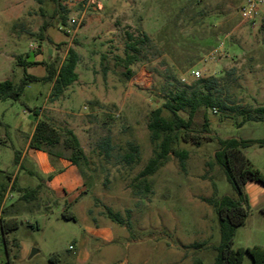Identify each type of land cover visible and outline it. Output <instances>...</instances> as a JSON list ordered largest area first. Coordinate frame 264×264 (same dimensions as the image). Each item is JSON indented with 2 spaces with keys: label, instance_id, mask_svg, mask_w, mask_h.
I'll return each instance as SVG.
<instances>
[{
  "label": "rangeland",
  "instance_id": "1",
  "mask_svg": "<svg viewBox=\"0 0 264 264\" xmlns=\"http://www.w3.org/2000/svg\"><path fill=\"white\" fill-rule=\"evenodd\" d=\"M59 1L67 8V19L83 11L82 0ZM243 2L99 0L96 9L85 12L76 35L69 36L62 29L64 14L55 15L59 9L56 0H0V83L11 80L17 84L25 75L46 74L43 65L25 68L18 64L17 59L25 60L27 54L60 64L68 48H74L82 57L76 88L88 90L94 103L76 98L71 108L76 114H84L76 122L87 157V164L80 170L93 179L100 176L102 183L93 190V197L88 186L80 194L85 203L91 201L93 216L100 222H114L108 217V207L121 214L124 223H131L130 228L120 224L128 228V233L118 235L114 243L119 252H93L90 264L96 260L119 264L125 258L130 264H215L221 232L214 207L203 199L235 196L214 158L218 141L264 139V121L239 125L241 117L231 111L202 109L196 117L201 146L181 139L174 144L176 149L189 152L186 172L172 154L154 175L143 179L136 180L137 172L149 161L141 164L139 160L128 168L129 176L120 171L126 167L122 156L129 142L139 141L143 156L154 157L156 147L147 139L150 133L146 121H150L152 110L162 107L170 92L192 84L193 70L200 71L204 78L222 79L230 73L221 85L222 99L229 106H264V29L242 22L239 12ZM13 7L22 8V17L8 24L4 15ZM45 23L50 27L42 39ZM128 35L133 40L149 38L130 66L124 62ZM216 48H222V55L207 60ZM128 68L134 72L131 79L127 77ZM49 89L50 83H31L20 100L0 101V196H4L0 218L19 221L18 228L8 233V239L18 245L10 255L0 224V264H54L51 259L55 255L57 264H66L78 252L80 237L89 225L88 213L85 217L75 200L67 204L68 211L76 216L73 220L64 218L66 202L54 199L45 188L35 199H24L19 192L36 189L47 180L30 154L22 166L16 156L25 151L24 134L31 133L35 111L46 104ZM163 116L170 119L172 115L164 110ZM205 116L208 130L202 128ZM107 137L113 147L109 159L100 149L101 140ZM116 173L119 180L114 178ZM255 214L258 218L237 229L234 250L257 241L264 215L259 210ZM71 246L76 250H70ZM34 250L38 252L31 257ZM245 264H253L251 257H246Z\"/></svg>",
  "mask_w": 264,
  "mask_h": 264
},
{
  "label": "trees",
  "instance_id": "2",
  "mask_svg": "<svg viewBox=\"0 0 264 264\" xmlns=\"http://www.w3.org/2000/svg\"><path fill=\"white\" fill-rule=\"evenodd\" d=\"M56 2L59 9L55 11V15L63 13L61 23L66 26L68 20L66 16L68 13L67 8L59 0H56ZM49 27V23L43 25L40 34L42 39H45L44 32ZM262 28L264 29V26ZM147 41H149L147 36L139 40H133L132 36L128 35L125 50L126 57L124 59L126 66L132 65L138 60L137 55L140 52V46ZM28 57L29 54H27ZM81 59V55L74 48L68 50L64 62L59 67L56 66V61L52 63H37L19 57L17 62L20 66L26 68L43 65L46 68L47 75L43 78L25 75L17 84L9 80L1 82L0 101H18L24 95L28 84L38 82L53 83L50 100H58L79 79L76 69ZM127 71V77L131 79L134 76V72L129 68ZM229 75L231 74L229 73ZM229 75L222 79L215 77L196 79L183 90L170 92L162 107L151 111L147 127L151 143L155 145L156 150L154 157L149 160L136 180L154 175L170 154L179 160L181 170L183 172L187 171L189 152L185 149H176L174 144L178 139H181L184 143H192L197 147L201 146L202 137L197 130L196 117L202 109L208 111L218 108L222 113L231 111L237 117H241L242 120L239 122V125L250 121H264V106L248 109L234 108L222 99L221 85L223 81L227 80ZM164 110L172 115L170 119L163 116ZM181 113L186 114V117H183ZM35 114L39 116L37 110ZM208 127L205 116L202 128L208 130ZM180 132L182 133L181 136H179ZM218 143L219 149L215 152L214 158L224 171L228 182L235 191V196L223 195L220 198L203 199L204 202L214 207L221 232L220 244L215 248L217 252L215 264H245V259L248 256L251 257L253 264H264V247L255 245L235 250L232 248L237 229L246 224L251 213L248 197L245 192L246 183L252 181L264 186V173L254 167L252 162L246 157L245 151L252 147L264 148V139L227 138L220 139ZM57 146H61L70 152L67 159L72 165L81 169L83 165L87 164V157L83 147L72 130L68 128L58 129L50 120L45 118L40 119L30 140V147L53 155L52 150ZM127 146L128 151L122 156V162L125 166L131 167L139 162L141 152L137 144L129 142ZM100 149L105 158L109 159L111 157L113 147L110 137L101 140ZM16 162H18L17 156ZM19 192L22 193V198L24 199H35L37 195V190L19 189ZM3 201L4 196H0V213L2 212ZM106 211L112 221L121 225L125 224L128 228L131 227L130 222L124 223L121 214L113 212L108 207H106ZM259 212L264 215V204L259 208ZM64 218L75 220V216L68 211L64 212ZM0 224L10 255L12 248L18 245L15 240L10 241L8 239V233L18 228L19 221L15 218L6 220L1 217ZM51 260L54 264L58 262L56 255Z\"/></svg>",
  "mask_w": 264,
  "mask_h": 264
},
{
  "label": "crops",
  "instance_id": "3",
  "mask_svg": "<svg viewBox=\"0 0 264 264\" xmlns=\"http://www.w3.org/2000/svg\"><path fill=\"white\" fill-rule=\"evenodd\" d=\"M81 6L83 7V4H81ZM21 17H22V8L20 7L10 8L4 15L5 21L8 24H12L18 21ZM3 46L6 47V43ZM69 49L70 48H68V50ZM66 56L62 59L60 64L56 62L57 67L61 66ZM26 60L30 62H37V63L46 62L43 58L39 59L37 56L35 57L30 54ZM34 67H37V66H34ZM77 69H76V72H77ZM46 75H47V72L45 75L39 78H43ZM79 82H80V78L73 84L74 86L71 85L65 91V93L58 100H55V101L50 100V94H51V90L53 86V83H50V89L47 95L46 104L40 110H37L39 113V116H37V118L34 120L31 133H29L28 135L24 134V138L26 141L25 151L22 154L21 153L17 154L18 164H20L21 166L23 165L25 156L30 154L32 158L34 159L36 165L40 169V171L46 176L47 180H44L41 185L36 187V189H32V190H37V195L39 194L40 189L42 190V188H45L48 194L51 195V197H53L54 199H59L58 201L60 202H66L65 211H68L67 204L68 203L71 204L73 203V200H75L77 202V205L80 206L81 212L83 213V215L85 217H86V213H88L89 215V218L86 219L89 225L87 229L85 230V234H83L80 237V240L78 242V248H79L78 252L70 256L67 259L66 264H90L92 263V253L102 252V249H104L105 252L114 255L119 252V248H117L116 245L114 244L116 239H118V235L126 236L128 233L126 230L128 228L126 227L122 228L120 224H116L114 222L113 223L112 222L111 223L100 222L95 216H93V210L91 209V204H90L91 201H88L85 203L84 202L85 199L80 194L83 192L84 188L88 186L92 194V197H93V192H94L93 190L99 189L101 186L102 178L100 176L98 179H95V178L93 179L91 176H86L80 170V168H78L75 165H72V163L67 159V157L70 155V152L68 150L63 149L61 146H57L52 150L53 155L45 151H38V150L32 149L30 147V140L34 134L36 125L39 122V120L42 118L50 120L56 128H68L72 130L81 143V138L78 134L77 127H76V122L84 114L74 113L73 109H71L73 107L72 104L76 98L84 99V101L86 102L93 101L94 98L88 92V90H86L87 92H85L84 90L83 91H80L79 89L77 90L76 85ZM70 91H74V95L70 96L69 95ZM91 103H94V101ZM146 123L148 125L149 119H147ZM149 138L150 136L149 134H147V139ZM137 145L140 147L139 141L137 142ZM81 146H82V143H81ZM140 152H141V149H140ZM245 155L252 162L254 167H256L262 173H264V148L252 147L251 152L249 153L246 152ZM253 158H256V159L254 160ZM149 160H150L149 157H145L141 153V156H140L141 164H146ZM145 166L146 165H144L142 169L138 170L137 176L145 168ZM128 168L130 167L126 166L125 169L121 170L120 172L123 174L126 173L127 176H129L130 173L127 170ZM114 178L115 180H119V174L116 173L114 175ZM245 192L247 194L249 205L251 208V213L245 224V226H247L249 225L250 223L249 221L251 219H254V217L258 218V216H256L255 213L258 212L259 208L264 204V186H262L260 183L250 181L246 183L245 185ZM70 196L72 197H71V200L68 202L67 198H69ZM72 214L75 216L74 213ZM259 219L262 220V218H259ZM261 223L263 226L262 228L263 230L259 231L258 236H257L258 237L257 241H249V244H252V246L258 245V246L264 247V222H261ZM250 242H253V243H250ZM104 244L106 245L105 248L102 247ZM249 246L251 245H246V247H249ZM71 247L72 249L70 250H73V251L76 250V247H73V246ZM95 262L96 264L101 263V261L96 260V261H93V264ZM119 264H130V261L128 260V258H125L124 260L120 261Z\"/></svg>",
  "mask_w": 264,
  "mask_h": 264
},
{
  "label": "built area",
  "instance_id": "4",
  "mask_svg": "<svg viewBox=\"0 0 264 264\" xmlns=\"http://www.w3.org/2000/svg\"><path fill=\"white\" fill-rule=\"evenodd\" d=\"M98 2L99 0H82L83 11L78 16L70 17L66 26L62 28L63 31L69 36H75L82 25L85 12L90 8L96 9ZM239 13L244 24L252 27L264 26V0H244ZM221 55L222 48H216L208 54L207 60H216ZM190 77L196 80L202 78V74L200 71L193 70L190 72ZM182 81L186 82V79L183 78ZM84 109H87V107ZM214 112H217L216 109H214ZM116 116L119 117V114Z\"/></svg>",
  "mask_w": 264,
  "mask_h": 264
},
{
  "label": "water",
  "instance_id": "5",
  "mask_svg": "<svg viewBox=\"0 0 264 264\" xmlns=\"http://www.w3.org/2000/svg\"><path fill=\"white\" fill-rule=\"evenodd\" d=\"M38 251L34 250L31 254V257H33Z\"/></svg>",
  "mask_w": 264,
  "mask_h": 264
}]
</instances>
